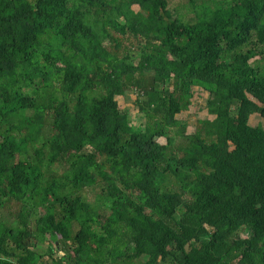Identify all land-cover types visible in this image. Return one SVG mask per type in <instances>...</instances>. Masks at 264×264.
<instances>
[{
    "label": "trees",
    "instance_id": "1",
    "mask_svg": "<svg viewBox=\"0 0 264 264\" xmlns=\"http://www.w3.org/2000/svg\"><path fill=\"white\" fill-rule=\"evenodd\" d=\"M193 87L212 118L185 133ZM253 113L264 0L192 22L166 0H0V264H264Z\"/></svg>",
    "mask_w": 264,
    "mask_h": 264
},
{
    "label": "rangeland",
    "instance_id": "2",
    "mask_svg": "<svg viewBox=\"0 0 264 264\" xmlns=\"http://www.w3.org/2000/svg\"><path fill=\"white\" fill-rule=\"evenodd\" d=\"M166 2L167 9L169 10L171 17H176L183 22H192L195 19L196 13L200 12L202 5L207 8H212L216 3L220 2V0H192V2L190 0H166ZM131 8L134 11L138 9L136 5H132ZM192 91L193 94L187 109L182 110L175 115V118L179 122L185 123V133L192 132L198 120L212 118V115L206 113L204 106L206 92L197 87H193ZM115 99L120 109L127 111L133 125H137L142 122V118L138 117L137 107L134 103L135 93L133 91H126L124 95L116 96ZM248 123L264 129V118L255 113L249 115ZM169 134L173 137L172 150L177 154H180V151H178L176 147L183 145L185 142L184 139L181 136L176 135L173 129L169 131ZM157 141L164 143V139L162 137H159ZM82 193L87 199H93L91 192L85 190ZM15 210L16 205L10 204L9 206L2 207L0 212L4 217H12ZM240 236H244V233ZM60 254L61 252L58 251L55 255L58 256Z\"/></svg>",
    "mask_w": 264,
    "mask_h": 264
},
{
    "label": "crops",
    "instance_id": "3",
    "mask_svg": "<svg viewBox=\"0 0 264 264\" xmlns=\"http://www.w3.org/2000/svg\"><path fill=\"white\" fill-rule=\"evenodd\" d=\"M244 233V235L246 234V228L243 230L242 228H240V235ZM243 237V236H242Z\"/></svg>",
    "mask_w": 264,
    "mask_h": 264
}]
</instances>
